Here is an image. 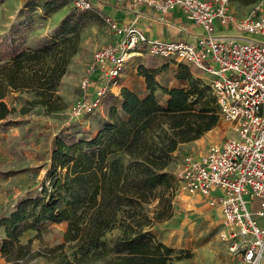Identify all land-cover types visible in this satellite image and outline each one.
I'll return each mask as SVG.
<instances>
[{"label": "trees", "instance_id": "16d2710c", "mask_svg": "<svg viewBox=\"0 0 264 264\" xmlns=\"http://www.w3.org/2000/svg\"><path fill=\"white\" fill-rule=\"evenodd\" d=\"M236 1L254 4L257 0ZM68 54L58 43L13 47L11 59L0 62L3 123L20 119L15 115L18 108L6 102L11 91H32L48 111L65 107L58 86ZM141 73L150 93L142 97L124 87L119 105L108 109L104 128L94 139L70 142L53 137L50 185L44 181L42 190L30 193L1 218L0 226L6 231L1 253L7 260L22 264L29 259L31 240L22 243L20 237L28 229L40 231L44 220L69 221L66 239L75 242L77 250L75 261L67 264H80L76 260L92 252L103 253L101 248L107 245L103 236L117 223L124 229L109 249L117 254L118 264H169L184 257L174 256V248L161 242L151 228L172 215L176 175L168 166L174 152L213 129L221 114L211 86V90L193 82L188 88L162 86L168 95L164 106L155 94L154 75ZM179 77L187 78L188 72ZM154 201L149 209L147 205Z\"/></svg>", "mask_w": 264, "mask_h": 264}, {"label": "rangeland", "instance_id": "374dc122", "mask_svg": "<svg viewBox=\"0 0 264 264\" xmlns=\"http://www.w3.org/2000/svg\"><path fill=\"white\" fill-rule=\"evenodd\" d=\"M100 3L81 9L75 6L73 0H0V62L11 59L14 46L22 49L58 43L69 52L66 72L58 86L64 108L48 111L28 90L11 91L6 97L9 106L18 108L15 115L20 119L17 123L0 120V221L30 193L42 190L44 181L50 185L54 163L50 157L53 137L60 136L70 142L94 139L104 128L108 109L116 104L108 93L103 97L100 108L92 113L76 117L69 109L84 94L81 82L93 62L94 51L114 38L115 32L108 24L107 13ZM253 6V3L230 0V9L239 16L250 12ZM143 70L154 75L157 83L155 94L164 106L168 95L162 91V86L188 88L193 82L211 90L209 74L180 58L147 55L146 63L138 68V74L145 80L141 73ZM182 72H188V77H179ZM139 91L142 97L150 93L144 85L139 86ZM21 108H25L26 112H19ZM234 134V124L221 116L219 123L200 137L198 150L203 151L188 149L185 152L180 147L174 152L172 172L179 169L175 162L184 154L204 152L211 144ZM81 145L85 146L84 143ZM156 203L154 201L147 207L152 209ZM172 205V215L157 221L151 228L161 242L174 248V256H184L169 264H215L230 258L227 244L220 234L224 229L223 215L219 208L210 204L208 197L187 190L174 178ZM39 226L40 231L34 229L31 235L23 233L20 237L22 243L31 240L32 253L22 264H67L69 260L75 261L77 246L66 239L68 220H44ZM123 229L117 223L103 236L107 243L104 249L101 248L103 253L92 252L76 262L118 264L117 254L109 248L111 240ZM0 264H14L3 257L1 242Z\"/></svg>", "mask_w": 264, "mask_h": 264}, {"label": "built area", "instance_id": "2783aa9c", "mask_svg": "<svg viewBox=\"0 0 264 264\" xmlns=\"http://www.w3.org/2000/svg\"><path fill=\"white\" fill-rule=\"evenodd\" d=\"M89 9L104 0H73ZM144 2L163 12L179 5L191 22L202 25L196 40L149 37L134 23L120 24L107 14L115 41L97 48L84 74V94L70 106L76 117L100 108L133 53L180 58L210 76L219 112L235 134L201 153H186L176 179L189 191L220 206L230 258L218 264H260L264 256V0L239 16L230 0H116ZM233 29L226 34L218 29ZM253 34L261 35L258 38ZM96 94V95H94Z\"/></svg>", "mask_w": 264, "mask_h": 264}, {"label": "crops", "instance_id": "0c3cea01", "mask_svg": "<svg viewBox=\"0 0 264 264\" xmlns=\"http://www.w3.org/2000/svg\"><path fill=\"white\" fill-rule=\"evenodd\" d=\"M100 5L108 15L113 17L120 24L134 23L151 38L162 37L196 40L198 35L203 31L204 28L200 24L189 21L180 6L176 4L172 5L167 12H163L144 2L138 4H130L127 2L118 3L116 2V0H104L103 3H100ZM232 31L235 30L225 28L218 29V32L226 34L236 33V31ZM116 38L117 36L116 34H114L112 42L115 41ZM147 55L149 54L144 51H137L133 53L130 60L127 62L124 72L118 78L117 83L111 87L109 95L113 96L114 100L116 101V106H118L120 103L121 92L124 87L130 88L139 95H141L139 86L144 85L145 89H147L145 80H142L144 78H142V76L138 74V68L146 63ZM199 141L200 138L185 142L182 143L180 147L185 152L189 151L188 149H191L193 151H203L204 149L198 150ZM172 163L174 164V161H171L168 166V170L170 171H173ZM181 163L182 157L177 159V161L175 162V166L177 165V167H179ZM215 207L219 208L221 212L220 206ZM5 215L9 214L7 213ZM26 233L31 235V233H34V229H28L24 232V234ZM5 237V228L4 226H0V242H2ZM260 264H264V256Z\"/></svg>", "mask_w": 264, "mask_h": 264}, {"label": "bare ground", "instance_id": "6f19581e", "mask_svg": "<svg viewBox=\"0 0 264 264\" xmlns=\"http://www.w3.org/2000/svg\"><path fill=\"white\" fill-rule=\"evenodd\" d=\"M232 32H235V31H232ZM255 36H257L258 38H262L261 35H258V34H253Z\"/></svg>", "mask_w": 264, "mask_h": 264}]
</instances>
